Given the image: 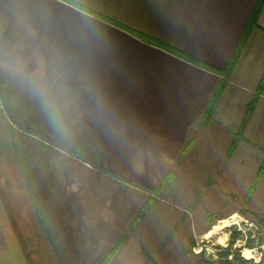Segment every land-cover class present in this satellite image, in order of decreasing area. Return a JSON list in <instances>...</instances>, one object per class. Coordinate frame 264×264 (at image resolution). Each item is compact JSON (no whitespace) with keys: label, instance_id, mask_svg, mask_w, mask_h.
I'll use <instances>...</instances> for the list:
<instances>
[{"label":"crops","instance_id":"crops-1","mask_svg":"<svg viewBox=\"0 0 264 264\" xmlns=\"http://www.w3.org/2000/svg\"><path fill=\"white\" fill-rule=\"evenodd\" d=\"M258 2L0 0V264L56 260L37 202L53 230H127L143 193L106 173L152 187L179 157ZM246 64L241 96L262 78ZM77 126L103 173L61 148Z\"/></svg>","mask_w":264,"mask_h":264},{"label":"rangeland","instance_id":"rangeland-1","mask_svg":"<svg viewBox=\"0 0 264 264\" xmlns=\"http://www.w3.org/2000/svg\"><path fill=\"white\" fill-rule=\"evenodd\" d=\"M4 18L0 16V24ZM244 57L241 62L246 60L245 67L252 68L250 72L254 73L250 78L257 81L261 74V82L264 77L262 33L254 32ZM236 72L229 79L223 76L219 85L226 81L228 86L216 112L211 120H204L208 103L219 85L204 113L191 127L183 152L159 172L155 186L146 187L123 174L105 172L143 193L142 208L127 230H107L102 241L101 230H53L50 216L57 211L52 204L47 205L52 210L46 211L44 205L37 202L56 255L53 264H100L120 242L124 245L110 264H264V175L259 177L264 163V91L259 97L258 85L241 96L240 92L245 91L238 89V81L234 79ZM241 82L254 85L248 80ZM254 98H258V103L251 112L249 103ZM246 117L247 128L235 153L229 156L234 141L232 133L241 127ZM79 126L78 137L67 140L68 145L61 148L76 152L77 158L103 173L93 133ZM169 173L172 180L166 187L159 188ZM157 189L161 191L155 193ZM35 197L41 200L37 193ZM133 210L136 213L131 202L125 213ZM235 215L239 216L238 225L205 238L221 221ZM247 248L254 251L257 260L245 259ZM32 253L35 260L27 264H51L45 262L43 255L33 251L30 255ZM6 262L23 264L16 253Z\"/></svg>","mask_w":264,"mask_h":264},{"label":"trees","instance_id":"trees-1","mask_svg":"<svg viewBox=\"0 0 264 264\" xmlns=\"http://www.w3.org/2000/svg\"><path fill=\"white\" fill-rule=\"evenodd\" d=\"M263 10H264V0H259V2L257 3V5L253 11V14H252L250 20H249V22L245 28L244 34L240 40V43L237 47L235 54L233 55L231 60L226 65V69H225V72L223 75L224 77L229 79L237 71L240 62H241L242 58L244 57L246 50L248 49L250 40H251L254 32H259V33H262L264 35V28H262L259 25L260 17H261ZM187 60H189L191 63H194L200 67H204V65H201V63H199L195 60H192V59H187ZM227 86H228V83L226 81L222 82L219 85L218 89L216 90L214 96L211 98V101L208 103V106H207L206 111H205V116H204V120L206 122L211 120L213 114L216 112V110L218 108V104L221 102ZM258 89H259V91H258L257 95H259V97H260L264 91V77H263L262 81L260 82ZM257 103H258V98H254L253 101L249 103V107L252 108L251 112L253 111V108L256 107ZM247 125H248V118L246 117L244 122L242 123L241 127L238 130L233 131L232 134L234 136V141H233L232 147L230 148L229 156H232L235 153L236 147L239 144V142L241 141L242 135H243L244 131L246 130ZM263 175H264V163H263V166L261 167V170L259 171V177H263ZM171 180H172L171 173H169L164 177V179L161 182V186L159 188L166 187V185ZM160 191H161V189H157L154 192L158 193ZM145 211H146V209H144L142 211V213H145ZM123 243L124 242H120L118 244V246L111 252V254L107 258V260H105L102 264H110L111 258L117 255V253L123 247V245H124Z\"/></svg>","mask_w":264,"mask_h":264},{"label":"bare ground","instance_id":"bare-ground-1","mask_svg":"<svg viewBox=\"0 0 264 264\" xmlns=\"http://www.w3.org/2000/svg\"><path fill=\"white\" fill-rule=\"evenodd\" d=\"M238 224H239V216L235 215L228 220L221 221L217 226H215L213 228V230H211L209 233H207L205 238L210 239L214 235H218V234L222 233L223 231H225L226 229L231 228L232 226L238 225ZM244 257L248 261L253 260V259L257 260V258H255V255H254V251H252L248 248L244 250Z\"/></svg>","mask_w":264,"mask_h":264}]
</instances>
